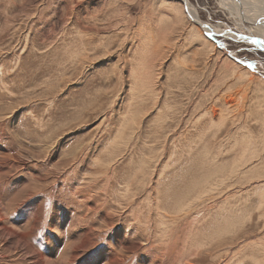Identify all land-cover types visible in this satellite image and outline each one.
Segmentation results:
<instances>
[{
	"label": "rangeland",
	"instance_id": "1",
	"mask_svg": "<svg viewBox=\"0 0 264 264\" xmlns=\"http://www.w3.org/2000/svg\"><path fill=\"white\" fill-rule=\"evenodd\" d=\"M189 1L243 39L184 0H0V264H264V49Z\"/></svg>",
	"mask_w": 264,
	"mask_h": 264
},
{
	"label": "bare ground",
	"instance_id": "2",
	"mask_svg": "<svg viewBox=\"0 0 264 264\" xmlns=\"http://www.w3.org/2000/svg\"><path fill=\"white\" fill-rule=\"evenodd\" d=\"M184 1L187 3L188 14L190 15V17L196 23L202 25L207 30L208 33L212 34V33H221L222 32L221 34L231 36V37H235L236 39H243V35L236 34L231 28L230 29L229 28L222 29V28H216L214 26H210L208 23L204 22L200 18L197 11L195 10V8L190 5L189 0H184ZM231 1L236 2L233 9L236 10V13H237L236 15H238V21H239L238 23L240 24V27H241V23H242L241 20L247 22L249 25L252 26V27L248 28L247 31L250 34H247L246 36L250 37V39L256 38L255 43H257L259 46H261L264 49V37L260 38V37L256 36V31L258 28L264 31V4H262V3H264V0H261L262 3H260L259 0H231ZM224 3L225 2H223V5H224ZM227 6H225V7L227 8ZM230 7H231V4H230ZM254 11H257L256 13L258 15H256L255 13L254 14L251 13ZM242 25L244 26L245 24L242 23ZM218 27H220V26H218ZM254 27L256 28V30Z\"/></svg>",
	"mask_w": 264,
	"mask_h": 264
},
{
	"label": "water",
	"instance_id": "3",
	"mask_svg": "<svg viewBox=\"0 0 264 264\" xmlns=\"http://www.w3.org/2000/svg\"><path fill=\"white\" fill-rule=\"evenodd\" d=\"M187 4V3H186ZM188 7V6H187Z\"/></svg>",
	"mask_w": 264,
	"mask_h": 264
}]
</instances>
